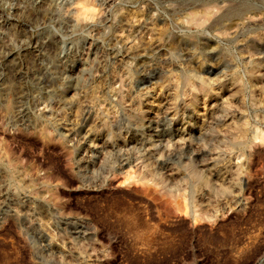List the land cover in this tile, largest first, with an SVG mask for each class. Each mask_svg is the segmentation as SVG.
<instances>
[{"label":"rangeland","instance_id":"obj_1","mask_svg":"<svg viewBox=\"0 0 264 264\" xmlns=\"http://www.w3.org/2000/svg\"><path fill=\"white\" fill-rule=\"evenodd\" d=\"M81 3L0 0V264H264V0Z\"/></svg>","mask_w":264,"mask_h":264},{"label":"bare ground","instance_id":"obj_2","mask_svg":"<svg viewBox=\"0 0 264 264\" xmlns=\"http://www.w3.org/2000/svg\"><path fill=\"white\" fill-rule=\"evenodd\" d=\"M17 2V1H16ZM88 2V1H87ZM18 3V2H17ZM83 3H85V0H82V3L81 4H83ZM78 4V3H77ZM79 5H80V3H79ZM83 6V5H82ZM48 7V6H47ZM89 8V7H88ZM77 9V8H76ZM28 10V9H27ZM87 10V9H86ZM21 11V10H20ZM77 11V10H76ZM92 11H93V9H92ZM17 12H19V11H17ZM4 13V12H3ZM74 13H75V11H74ZM86 14V13H85ZM30 15V14H29ZM82 15H84V8L82 7L79 11H78V15H77V18L78 19H80L81 18V16ZM32 16V15H31ZM54 16V15H53ZM87 16V15H86ZM85 16V17H86ZM126 17V16H125ZM125 17L124 16H122L121 18H120V20H118V23H117V25H116V30H114L115 31V33H114V35H113V37H112V40L113 41H123V37H122V35H121V33H122V29L127 25V19H125ZM26 18H28V17H26ZM26 18H25V20H26ZM76 18V17H75ZM129 18V17H128ZM23 19H24V17H23ZM35 19V18H34ZM33 19V20H34ZM39 19V18H38ZM81 20V19H80ZM44 21V20H43ZM133 21V20H132ZM137 21V20H136ZM136 21H135V23H136ZM141 22V21H140ZM190 22L192 23V24H198V19H197V17L196 16H192V17H190ZM29 23L28 22H23V26L25 25H28ZM32 24H33V22H32ZM184 24V23H183ZM78 25V24H77ZM187 25V24H186ZM22 27V26H21ZM130 31V30H129ZM128 31V32H129ZM136 33V32H135ZM151 38V37H150ZM110 41V40H109ZM127 42V41H126ZM28 43V42H27ZM108 43V42H107ZM113 43V42H112ZM124 43V42H123ZM4 44V43H3ZM129 46V45H128ZM126 47H127V45H126ZM3 49H5V48H3ZM10 50V49H9ZM127 50V49H126ZM41 51V50H40ZM127 52V51H126ZM31 53V52H30ZM42 53V52H41ZM114 53V52H113ZM31 56V55H30ZM33 56V55H32ZM15 57V56H14ZM92 57V56H91ZM110 57H111V55H110ZM34 58V57H33ZM40 58V57H39ZM103 58V57H102ZM118 56L116 55L115 56V59L116 60H118ZM35 60V59H34ZM37 60V59H36ZM99 60H100V58H99ZM104 60V59H103ZM121 60V59H120ZM13 57H12V55L11 54H9L8 52L7 53H3V54H0V66L1 67H3V69H6L8 66L9 67H13ZM16 61V60H15ZM49 61H50V59H49ZM98 61V60H97ZM145 62V61H144ZM46 63V62H45ZM126 63H127V60H126ZM121 65V64H120ZM126 65V64H125ZM17 66V65H16ZM100 66V65H99ZM128 66V65H127ZM19 67V66H18ZM11 68H9V69H11ZM17 68V67H16ZM113 68V67H112ZM18 69V68H17ZM38 69V68H37ZM24 70V69H23ZM25 71V70H24ZM101 71V70H100ZM6 72H7V70H6ZM112 72V71H111ZM123 72V71H122ZM8 73V72H7ZM7 75V74H6ZM97 76V75H96ZM95 76V77H96ZM92 78V77H91ZM113 78V77H112ZM17 79V78H16ZM18 79H20V77L18 78ZM23 81H24V79H22ZM17 82H18V80H16ZM20 82V81H19ZM34 82V81H33ZM121 82V81H120ZM37 83V82H36ZM35 82H34V84H36ZM9 85V84H8ZM22 86L20 87V89L17 91V93H16V91H15V96H14V98H15V104H16V112H15V115H16V117L18 118V119H20V120H23L27 115H28V113H29V110H30V108L27 106V104H26V102L28 101V95H27V90H26V85L25 84H21ZM31 85V84H30ZM121 85V84H120ZM119 85V86H120ZM34 86V85H33ZM118 86V87H119ZM4 88H2V87H0V91H2V92H4L5 90L7 91V89L5 88L6 86H3ZM28 89V88H27ZM44 91V90H43ZM116 91V90H115ZM33 93H35V92H33ZM115 93V92H114ZM5 94H6V92H5ZM11 94V93H10ZM49 94V93H48ZM121 94V93H120ZM41 95V94H40ZM33 96V95H32ZM113 96H116L115 94L113 95ZM88 98H86V100H87ZM42 101V100H41ZM44 101V100H43ZM30 103V102H29ZM82 104V103H81ZM30 106V105H29ZM30 107H32V106H30ZM44 107V106H43ZM42 104L39 102V101H37L36 99L35 100H33V109H37V110H41L42 108ZM45 108V107H44ZM43 110H46V109H43ZM43 110H41V111H43ZM114 110V109H113ZM100 119V118H99ZM25 120V119H24ZM58 121V120H57ZM51 122V121H50ZM59 126H60V128H62V129H64L65 131H67L68 133H71V132H73V129L72 128H69V126L67 125V124H65V123H60L59 124ZM154 130V129H153ZM202 131V130H201ZM73 140V139H72ZM82 141V140H81ZM165 141V140H164ZM96 145V144H95ZM196 183V182H195ZM18 209V208H17Z\"/></svg>","mask_w":264,"mask_h":264}]
</instances>
